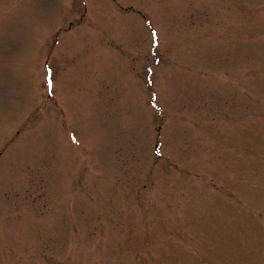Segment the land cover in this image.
Instances as JSON below:
<instances>
[{
  "label": "rangeland",
  "instance_id": "1",
  "mask_svg": "<svg viewBox=\"0 0 264 264\" xmlns=\"http://www.w3.org/2000/svg\"><path fill=\"white\" fill-rule=\"evenodd\" d=\"M0 264H264V0H0Z\"/></svg>",
  "mask_w": 264,
  "mask_h": 264
}]
</instances>
